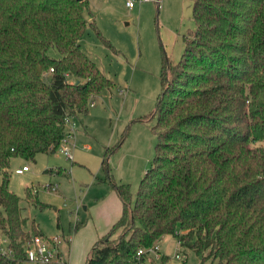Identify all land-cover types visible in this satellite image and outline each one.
<instances>
[{
	"label": "trees",
	"instance_id": "obj_1",
	"mask_svg": "<svg viewBox=\"0 0 264 264\" xmlns=\"http://www.w3.org/2000/svg\"><path fill=\"white\" fill-rule=\"evenodd\" d=\"M191 13L179 58L160 59L152 162L134 201L108 179L121 210L82 264H133L163 235L200 263L264 264V0H193ZM87 27L110 46L88 0H0V264H22L45 236L8 187L11 160L57 150L64 118L112 84L79 47ZM31 188L23 198L43 207Z\"/></svg>",
	"mask_w": 264,
	"mask_h": 264
},
{
	"label": "rangeland",
	"instance_id": "obj_2",
	"mask_svg": "<svg viewBox=\"0 0 264 264\" xmlns=\"http://www.w3.org/2000/svg\"><path fill=\"white\" fill-rule=\"evenodd\" d=\"M125 1L88 0L94 24L110 46L90 27L78 44L112 84L91 94L87 111L76 114L74 137L68 145L72 159L57 149L37 152L34 159L16 156L9 166L8 187L19 195L23 213L34 218L45 237H57L67 264H82L90 249L81 228L87 223L97 226L104 214L98 199L114 190L108 179L129 184L134 201L139 179L154 156L156 116L152 112L161 91L160 59L165 55L176 61L183 48L182 35L193 30V0H134L132 7ZM104 151L107 171L101 166ZM23 164L27 171L13 172ZM26 186L34 189L43 207L25 201ZM157 244L160 254L167 256L164 264H217L213 256L200 263L195 252L183 250L173 235H163ZM144 260V264L163 263L152 254Z\"/></svg>",
	"mask_w": 264,
	"mask_h": 264
},
{
	"label": "built area",
	"instance_id": "obj_3",
	"mask_svg": "<svg viewBox=\"0 0 264 264\" xmlns=\"http://www.w3.org/2000/svg\"><path fill=\"white\" fill-rule=\"evenodd\" d=\"M138 3L149 0H137ZM134 0H126L125 4L128 7H132L134 5ZM51 69V68H50ZM90 106L93 104V100L88 103ZM64 122L66 124L65 131L60 138V143L57 145V149L67 158L72 159L70 147L68 146L74 137V130L76 124L71 116H66L64 118ZM74 145V143H73ZM27 169L26 165H21L20 167H16L14 172H22ZM52 188H55V185H51ZM58 239L57 237H45L39 234H33L28 241H26L25 248V262L35 263V264H50V262H54L56 264H67L65 259L63 258L61 252L57 247ZM7 249L6 240L4 237L0 236V252L3 253ZM152 254L154 258L159 257L160 251L157 243H153L149 246H141L139 247L134 255L133 264H144V260L142 257L144 255ZM176 256V254H175Z\"/></svg>",
	"mask_w": 264,
	"mask_h": 264
},
{
	"label": "crops",
	"instance_id": "obj_4",
	"mask_svg": "<svg viewBox=\"0 0 264 264\" xmlns=\"http://www.w3.org/2000/svg\"><path fill=\"white\" fill-rule=\"evenodd\" d=\"M27 170L28 169H25L22 172ZM22 172H15V173H22ZM98 200H99L98 202L103 206L102 213L104 214L100 216L97 226H95L94 224L87 223L88 220H86L85 223L87 224L81 228L84 231H86V245L89 247H91L90 245L95 241V239H97L99 236H101L107 231V229L110 227V224H112V222L117 219L121 210L120 199H118L117 194L113 189H109V191H107L106 194L103 197H100ZM83 208H86V206H83ZM78 232L79 230L75 234H77Z\"/></svg>",
	"mask_w": 264,
	"mask_h": 264
}]
</instances>
